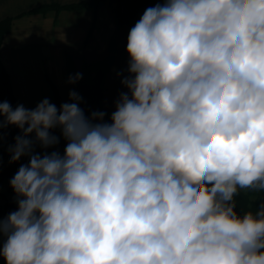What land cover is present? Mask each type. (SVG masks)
<instances>
[{
    "label": "clouds",
    "instance_id": "1",
    "mask_svg": "<svg viewBox=\"0 0 264 264\" xmlns=\"http://www.w3.org/2000/svg\"><path fill=\"white\" fill-rule=\"evenodd\" d=\"M109 120L0 100L21 164L5 264H264V0H157L129 30ZM82 79L81 73L68 84ZM59 129L60 136L53 130ZM66 142L63 153L48 151ZM39 147L42 152H37Z\"/></svg>",
    "mask_w": 264,
    "mask_h": 264
},
{
    "label": "crops",
    "instance_id": "2",
    "mask_svg": "<svg viewBox=\"0 0 264 264\" xmlns=\"http://www.w3.org/2000/svg\"><path fill=\"white\" fill-rule=\"evenodd\" d=\"M0 0V22L13 18L10 32L0 47L2 64L17 105L33 109L47 98L58 108L76 91L86 116L103 111L107 122L115 110V101L126 89L121 73L127 74L126 52L129 30L145 9L157 0ZM87 3L81 9H65ZM49 5L60 7L39 13L33 11ZM82 74L75 84L68 78ZM60 136V130H53ZM61 138L48 151L63 153ZM37 152L42 150L37 147ZM1 160V157H0ZM10 161L5 156L4 162ZM254 198L264 196L251 190Z\"/></svg>",
    "mask_w": 264,
    "mask_h": 264
},
{
    "label": "trees",
    "instance_id": "3",
    "mask_svg": "<svg viewBox=\"0 0 264 264\" xmlns=\"http://www.w3.org/2000/svg\"><path fill=\"white\" fill-rule=\"evenodd\" d=\"M101 0H97L92 6L96 7ZM88 6L87 3H82L76 6H70V7H65V9H81ZM61 9L58 6L55 5H47L44 7H41L33 13H39V12H44V11H49V10H59ZM14 19L9 18L5 19L0 22V47L2 45V42L4 40V37L10 32L11 30V25L12 21ZM0 100L7 101L9 102L13 108H15V101L13 99L12 93H11V88L9 85V79L8 76L0 63ZM20 134L19 129H17L14 126H8L3 129V146L0 147V182L6 181V180H11L16 172L18 171L19 167L21 164H26L28 162L27 158H22L20 161L14 162V166L11 165L9 167L4 166V159L5 156H9L8 152V146L10 144L14 143V137ZM3 183V182H2ZM9 192L12 194L11 197H7L5 199V204L3 207H0V215L7 217V215L12 212L17 210V205L15 203V193L13 192L12 188L10 187V182H9V187H8ZM236 210L240 213L247 212V211H253L255 212L258 209V206L260 203L264 202V196H258L254 198V194L251 192H242L240 191L238 195L236 196ZM0 264H5V261L2 257H0Z\"/></svg>",
    "mask_w": 264,
    "mask_h": 264
},
{
    "label": "rangeland",
    "instance_id": "4",
    "mask_svg": "<svg viewBox=\"0 0 264 264\" xmlns=\"http://www.w3.org/2000/svg\"><path fill=\"white\" fill-rule=\"evenodd\" d=\"M14 164L13 163H10V161H5L4 162V166L5 167H9ZM3 182V183H2ZM0 182V207H3L4 204H5V199L7 197H11L12 194L9 192L8 190V187H9V180H6V181H2Z\"/></svg>",
    "mask_w": 264,
    "mask_h": 264
}]
</instances>
